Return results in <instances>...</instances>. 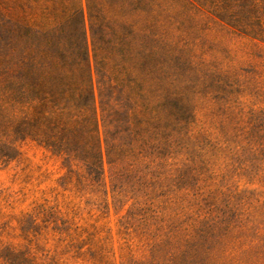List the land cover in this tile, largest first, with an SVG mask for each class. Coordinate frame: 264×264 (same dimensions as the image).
Instances as JSON below:
<instances>
[{"label": "trees", "instance_id": "16d2710c", "mask_svg": "<svg viewBox=\"0 0 264 264\" xmlns=\"http://www.w3.org/2000/svg\"><path fill=\"white\" fill-rule=\"evenodd\" d=\"M113 2L36 0L39 14L27 21L21 0H0V166L17 161L31 141L61 160V185H76L89 196L86 208L104 214L135 197V185L155 193L172 185L167 159L195 120L191 87L178 92L173 78L167 90L158 74L173 59L158 26L159 0H129L151 31L127 24ZM212 16L264 56V0H216ZM176 179L190 185L182 171ZM169 207L165 216L181 215ZM149 211L138 199L119 223L120 232L146 242L142 264L208 263L223 227L195 213L167 225ZM49 216L55 233L73 238L68 220Z\"/></svg>", "mask_w": 264, "mask_h": 264}, {"label": "rangeland", "instance_id": "374dc122", "mask_svg": "<svg viewBox=\"0 0 264 264\" xmlns=\"http://www.w3.org/2000/svg\"><path fill=\"white\" fill-rule=\"evenodd\" d=\"M21 1L27 21H33L36 0ZM215 2L159 0L155 8L173 57L158 74L166 78L167 90L173 78L178 92L190 86L195 108L190 137L164 168L171 191L166 185L157 193L150 185H135V197L104 214L86 208L89 196L76 185H61L66 169L60 159L31 141L23 143L20 158L0 166V264L145 263L146 242L119 229L138 199L148 211L151 206L149 216L160 211L167 225L169 218L181 223L200 214L223 227L207 264H264V56L212 16ZM113 5L127 24L153 30L129 0ZM180 171L191 177L190 185H174ZM177 198L186 201L175 203ZM165 203L168 213L178 207L181 215L165 216ZM49 213L69 221L73 238L54 232Z\"/></svg>", "mask_w": 264, "mask_h": 264}]
</instances>
